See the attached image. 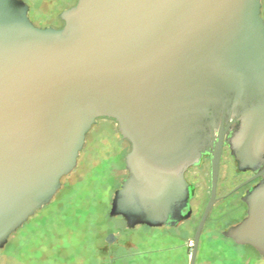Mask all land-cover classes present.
<instances>
[{
    "label": "water",
    "instance_id": "1",
    "mask_svg": "<svg viewBox=\"0 0 264 264\" xmlns=\"http://www.w3.org/2000/svg\"><path fill=\"white\" fill-rule=\"evenodd\" d=\"M28 11L0 0V249L50 203L106 118L129 144L109 217L128 229L186 219L184 173L213 142L195 264L227 133L238 168L260 169L235 189L260 180L243 197L246 216L223 234L264 257L261 0H76L60 27L36 26Z\"/></svg>",
    "mask_w": 264,
    "mask_h": 264
},
{
    "label": "rangeland",
    "instance_id": "2",
    "mask_svg": "<svg viewBox=\"0 0 264 264\" xmlns=\"http://www.w3.org/2000/svg\"><path fill=\"white\" fill-rule=\"evenodd\" d=\"M75 1L24 2L30 7L32 23L44 27L59 26V13ZM261 15L264 19V0ZM128 150L117 124L111 119H97L86 135L75 168L61 180L51 202L10 236L0 249V264H189V252L184 247L189 234L181 236L179 242L162 245L154 233V241L146 243V226L128 229L121 217L109 218L113 193L127 176L124 156ZM221 207H214L203 237L210 227L230 218L232 213L223 214ZM110 234L116 239L108 243ZM201 245L196 264H264V257L253 249L233 246L221 238L211 242L204 238Z\"/></svg>",
    "mask_w": 264,
    "mask_h": 264
},
{
    "label": "flooded vegetation",
    "instance_id": "3",
    "mask_svg": "<svg viewBox=\"0 0 264 264\" xmlns=\"http://www.w3.org/2000/svg\"><path fill=\"white\" fill-rule=\"evenodd\" d=\"M29 11H30V7H29ZM60 26H62V21L59 26H53V27H60ZM218 129L219 128H217L214 132V142L217 141ZM227 135L228 134L226 133L223 140L221 157L219 162V171H218V178L216 183V202L214 203L202 228L198 241L197 253L202 246L201 243L203 242L204 238H206L207 241L209 242L221 238L222 240L226 241L228 244L231 245L234 243L236 246H241L243 248L248 246V245H237L232 239L224 236L223 232L230 226L237 224L246 216L247 206L243 200V197L251 187H253L256 183L259 182L260 177L249 181L248 183L244 184L243 186L237 189L235 188L238 185L242 184L243 182L254 177L259 172L260 169L252 171V170H240L238 168V164L231 154L229 147V139ZM213 149H214V143L211 142L209 150L207 152H204L201 158L199 159V161L196 164L190 166L184 173L185 180L188 182L191 188V196L189 198V207H190L189 216L186 219L179 222L176 226H161V227L146 226V243H151L154 241V239L156 238V237L153 238L154 233L158 235L162 245H165V243L167 244L172 240L179 242V240L182 239L181 236H183L184 234L185 235L189 234L190 237L185 239L184 247L189 252V261H190V255L192 252L193 242H194V235L199 220L202 216V213L204 211V208L211 193L210 192V157H211L210 153ZM233 181H235V183H233ZM231 183H233V185L229 187ZM206 188H208V191L205 190ZM203 203L204 206L202 207ZM218 204H222L221 209L223 210V214L225 215L227 213H232V214L230 218H228L225 222L223 223L219 222L215 227L213 228L210 227L207 230L208 231L207 236L203 237L204 235L203 232L205 231V229H207V221L214 207L217 206ZM201 207L202 210L199 213ZM115 239L116 238L112 236L111 242H114ZM180 245L182 246V244H178V246ZM176 246L177 245H175V247ZM163 249L167 250L168 248L164 247ZM253 250L256 252V254L261 256L255 249ZM197 253H196V258H197ZM195 264H196V260H195Z\"/></svg>",
    "mask_w": 264,
    "mask_h": 264
},
{
    "label": "trees",
    "instance_id": "4",
    "mask_svg": "<svg viewBox=\"0 0 264 264\" xmlns=\"http://www.w3.org/2000/svg\"><path fill=\"white\" fill-rule=\"evenodd\" d=\"M124 166H125V164H124ZM64 177H65V176H64ZM64 177H63V178H64ZM63 178H62V179H63ZM62 179H61V180H62ZM118 187H119V186H118ZM58 191H59V190H58ZM58 191H57V193H58ZM57 193H56V194H57ZM56 194H55V195H56ZM54 197H55V196H54ZM54 197H53V198H54ZM109 218H110V217H109ZM232 245H233V246H236L234 243H233ZM239 247H241V246H239ZM247 247L251 248L250 246H247ZM251 249H253V248H251ZM196 259H197V258H196ZM242 263H243V262H242ZM242 263L240 262L239 264H242Z\"/></svg>",
    "mask_w": 264,
    "mask_h": 264
}]
</instances>
